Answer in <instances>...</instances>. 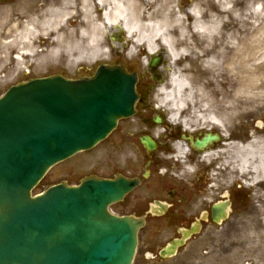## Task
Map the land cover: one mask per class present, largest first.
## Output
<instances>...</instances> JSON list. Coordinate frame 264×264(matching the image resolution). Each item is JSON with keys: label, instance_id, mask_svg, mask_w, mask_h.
<instances>
[{"label": "rangeland", "instance_id": "1", "mask_svg": "<svg viewBox=\"0 0 264 264\" xmlns=\"http://www.w3.org/2000/svg\"><path fill=\"white\" fill-rule=\"evenodd\" d=\"M52 1L62 3L64 0H0V97L10 87L31 77L63 73L67 77L76 78L90 73L89 68L109 59L110 53L89 54L86 60L79 62L76 57L70 58L62 51L53 59H44L55 50L56 45L51 41L54 36L50 29L44 30L43 27L34 25L33 20L37 17V23H40ZM67 1L70 12L63 31L69 32L84 24V15L80 0ZM88 1L90 5L92 3L95 5L91 12L92 16L102 23L101 18L96 17L102 12L96 6L95 0ZM199 1L173 0L172 7L176 13L186 16V9ZM203 1L206 4L203 20L216 22L210 25L213 27L211 35L206 36L196 32L192 26V18L185 21L187 28L185 35L180 29L171 30L173 33L171 37L177 40L178 44L172 47L173 56L167 57L170 62L168 71L169 77L176 79L180 87L175 91L168 82L149 98V102L156 103L161 109L170 112L172 107L166 102L162 93H170L173 97L183 93L182 98L187 106L179 112L178 123L171 122V126L183 122L188 127L217 128V125L208 121L209 117L215 115L222 120L227 117L232 118L231 121L228 119L227 133L233 127L242 125L243 133L241 132L240 135L243 137L237 140L236 146L229 144L227 151H218L219 166H221L216 175L218 184L210 189L207 195H201L210 199L214 197L211 190L218 192L221 189L224 195H227L226 190H235L236 198L233 201L230 219L224 225L205 226L203 231L190 239L175 257L165 261L154 257L171 239L177 237V228L166 226L163 220L151 221L140 232L134 264H264V177L257 179L241 177L240 183L233 168L240 159L239 145L247 146L258 136H264V130L258 129L259 122L264 123V47L256 50L254 60L250 61L249 58L244 60L240 74L235 72L234 66L228 64L222 54L227 49L232 51L233 48L232 44L225 41V35L240 31L241 38H249L256 27L264 23V16H257L253 12L255 5L259 2L263 3L264 0H231V7L227 13L221 9L219 0ZM161 4L155 0H146L143 12L153 15L152 19L157 20L154 12ZM219 20L222 22L219 23ZM27 26H36V36L30 43L22 37ZM107 33L108 28H104V39ZM262 35L264 37V33ZM145 39L141 37L140 40L143 42L141 46L130 40L129 52L116 58L124 64L141 65L134 59L139 48L145 49V53H148L144 45ZM157 46L162 48L160 43ZM27 48L34 49L33 55H25ZM16 55L23 57L22 60L15 59ZM251 73L253 74L250 75ZM253 79L256 82H253ZM253 83L256 84L255 89L250 87ZM242 88L246 92L242 91ZM206 110L209 115L205 116L203 122V119H198L195 113L202 114ZM153 117L154 115L142 112L137 117L121 121L115 135L97 148L78 154L55 166L37 187L35 194H40L49 186L63 181L69 185H77L87 175L111 177L116 172L124 174L128 157H133L130 154L131 147L124 145V140L130 132L136 133V129H141L142 123H151ZM172 157V155L163 157L164 167L157 175V179L154 178L156 180L153 179L146 188L131 194L125 202L113 206L112 212L116 215H128L137 211L135 203L140 201L148 207L157 196L165 195L168 200L167 192L170 187L178 185L176 183L186 187L194 185L196 180L193 174L200 171L199 167L192 169L194 173L190 170L181 172L180 165L176 166ZM156 183H159V190L163 193L153 190ZM197 199L198 197L194 201Z\"/></svg>", "mask_w": 264, "mask_h": 264}, {"label": "water", "instance_id": "2", "mask_svg": "<svg viewBox=\"0 0 264 264\" xmlns=\"http://www.w3.org/2000/svg\"><path fill=\"white\" fill-rule=\"evenodd\" d=\"M137 82L123 65L100 66L80 80L21 83L0 99V264H133L145 220L115 216L109 207L139 180L92 176L77 187L64 182L36 197L32 191L53 166L93 149L136 114ZM214 139L209 135L198 145ZM142 142L155 149L149 137ZM229 207L214 205L213 220H227ZM199 231V224L184 230L161 257L175 256Z\"/></svg>", "mask_w": 264, "mask_h": 264}, {"label": "bare ground", "instance_id": "3", "mask_svg": "<svg viewBox=\"0 0 264 264\" xmlns=\"http://www.w3.org/2000/svg\"><path fill=\"white\" fill-rule=\"evenodd\" d=\"M162 3L155 9L154 15L157 16V20L152 19L153 15H149L143 12L146 0H95L96 6L102 12L97 14L96 17L101 18L102 23L98 22V19L92 16L91 12L95 6L93 3L90 5L88 0H80L81 9L83 10V25L74 29L73 31H63L65 21L69 17L68 1L64 0L62 3H50L47 7V14L40 23H37L34 17L33 24L43 27L44 30H51L54 38L55 50H52L44 59L55 58L60 51L64 52L70 58L76 57L77 61L83 62L89 56L99 55L106 53V42L104 39V28H112L121 25L124 30L130 35L135 44L143 45L140 39H145L146 50L152 54L157 50V44L168 49L170 56H173V45H177V40L173 37L172 29H180L183 35L186 34V20L193 19L192 26L199 34L211 35V31L216 22H207L203 20L202 16L205 1L200 0L198 3L191 5L186 9V16L178 14L173 9V0H155ZM221 9L227 13L230 10L231 0H219ZM147 5V4H146ZM257 16H264V1L255 5L254 11ZM253 12L251 14H253ZM239 13H237L238 15ZM236 16V13H234ZM261 18V17H259ZM146 20V21H145ZM222 20H219V23ZM211 25V26H210ZM264 23L261 26H257L255 32L245 38L240 36V31H233L230 35H225V41L232 44V51L228 49L223 52V57L227 60L228 64L234 66V70L237 74L242 72V64L244 60H254L256 58L255 52L260 47H264ZM36 36V26H27L22 33L23 39L30 43L33 37ZM74 37V42H73ZM104 41V42H103ZM85 44V45H84ZM89 45V46H88ZM185 46L184 44H179ZM24 49V47H22ZM186 49V48H185ZM33 48H27V54L33 55ZM26 53V52H24ZM22 60L21 56L17 57ZM250 72V71H249ZM251 73L250 75H252ZM256 80V78H254ZM253 79V82H256ZM171 86L178 90L180 83L176 79L170 80ZM256 84H250L252 89H255ZM242 91L246 92L242 88ZM164 99L172 107L170 109L171 119L176 122L179 112L186 108V101L182 98L183 93L176 94L173 97L170 93L163 92ZM208 110L195 113L196 117L205 122V116L209 115ZM231 121L232 118L227 117ZM208 121L219 126L225 131V121L215 116L209 117ZM236 146V144L234 143ZM230 147L229 145H227ZM180 150V149H179ZM239 161L238 164H234L233 168L236 170L237 178H252L257 179L264 177V136H258L256 140H252L247 146L239 145L238 147ZM186 154V151L181 150V157Z\"/></svg>", "mask_w": 264, "mask_h": 264}, {"label": "flooded vegetation", "instance_id": "4", "mask_svg": "<svg viewBox=\"0 0 264 264\" xmlns=\"http://www.w3.org/2000/svg\"><path fill=\"white\" fill-rule=\"evenodd\" d=\"M120 47L126 50L128 47V42L123 40L120 42ZM143 55V49H139L137 58L140 59ZM131 67L140 74L138 89L141 95L140 104L141 109H143L142 112L153 113L151 111L153 110L152 107L147 105L145 100L154 95L159 82H154L152 75L147 70H143L142 66L131 64ZM160 70L161 75H165V67L161 66ZM145 71L147 72L148 76L146 75ZM154 108L158 109V106H155ZM226 119L227 118L224 120L226 127L223 133L216 131L212 126L208 127L207 129L189 126L191 131H187L186 128L183 127L172 128L166 124L165 121H163V127H165L163 133L158 131V127L155 122L142 123V128L136 129V133L130 132L123 143L127 147L133 148V157H128L129 159L125 164L126 172L122 175L128 179H139L141 181L139 187H137L131 194L136 193L142 188H146L154 178L157 179V175H159L160 170L162 167H164V160L162 157L174 155L169 143H173L177 148L179 146L181 148H185L188 153L187 157H190L191 159H197L200 161L205 158H207V160L210 158L218 159V151H227V145H234V143H237V140L242 139L243 137L240 135L241 132L243 133L242 125L233 127L229 133H227V125L229 127V122H227ZM260 129L264 130V125H262ZM209 132H212L214 135H221V140L219 142H213L212 145H210L204 152L195 149L193 147V143H195L198 139H202ZM145 135H149L157 141L158 148L155 152L149 154L142 146L141 138ZM183 136H186V142L183 141ZM219 162L220 161L217 160L215 164L203 171V173L196 179V182L193 183L194 185L186 187L183 184L176 183L178 185L170 187L166 195L168 200L165 198V195L157 196L156 199H154V202L167 201V205H169L165 213H162L161 211L158 212V214L162 213V215H156L152 213L151 204L146 207L142 201L135 203L137 211L132 212L131 214L135 215L136 217H145L146 225H148L153 220H163L166 226L176 227L177 237H174L171 239V241L181 237L182 229L190 228L199 221L202 225V231L205 226L217 227L224 225L226 222L219 225L216 224L212 218L213 205L221 201V199H227V196L222 194L223 190L219 189L218 192L211 190V193H214V197L210 199L208 196H201L207 195V193L210 192V189L218 184L219 180L216 181V179H218L216 175L219 173ZM149 164L150 166H148ZM147 172H149L148 178ZM220 173L222 174V172ZM117 174H119V172H116L112 179L115 178ZM153 187V190L156 192L163 193V191L159 190V183H156ZM237 191L238 190H236V192ZM225 192L230 194L229 199L232 201L233 205V201H235L236 198L235 190H226ZM197 197L198 199L194 201V199ZM194 206H196V208H193ZM155 258L162 260L159 256V253Z\"/></svg>", "mask_w": 264, "mask_h": 264}]
</instances>
